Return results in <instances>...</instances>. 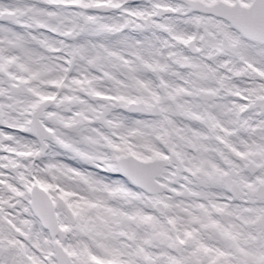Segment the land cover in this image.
<instances>
[{"label":"snow or ice","instance_id":"obj_1","mask_svg":"<svg viewBox=\"0 0 264 264\" xmlns=\"http://www.w3.org/2000/svg\"><path fill=\"white\" fill-rule=\"evenodd\" d=\"M0 264H264V0H0Z\"/></svg>","mask_w":264,"mask_h":264}]
</instances>
